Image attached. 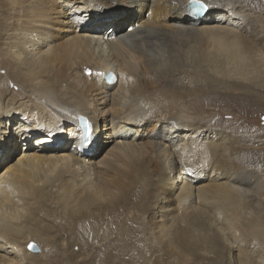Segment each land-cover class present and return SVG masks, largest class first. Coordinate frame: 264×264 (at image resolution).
<instances>
[{
  "label": "bare ground",
  "instance_id": "bare-ground-1",
  "mask_svg": "<svg viewBox=\"0 0 264 264\" xmlns=\"http://www.w3.org/2000/svg\"><path fill=\"white\" fill-rule=\"evenodd\" d=\"M16 2L28 4L23 13L18 12L22 17L10 23V32L2 39L4 54L13 62L5 72V85L4 75H0V264L28 263L33 256L29 244L47 246L51 237L50 226L44 222L48 209L74 208L80 195L90 199L105 195L112 200L110 196H122L129 190L124 197H133L146 179L145 175L132 176L130 165L141 163L147 168L155 164L158 171L150 180L161 183L172 194L169 202H174L181 216L198 209L202 210V218L205 212L211 214L209 201L202 202L197 196L204 189L192 183L209 177L216 178V182L227 176V181L214 184L212 180L209 186L222 189L223 195L218 194L226 205L224 209L231 211V222L224 217L225 228H220L226 235L224 239L237 256L245 253L243 238L251 234V229H264L262 212L253 207L255 199L248 189L254 182L240 172L222 171L228 167L226 161L233 163L222 155L228 149L226 144L222 146L226 150L218 153V142L202 143L205 129L188 115L180 114L178 107L182 102L187 108L185 102L193 104L195 100L197 107L207 97L203 92L194 99L193 93L198 92L182 87L196 77L189 74L194 65L197 72L214 70L219 65L229 67L234 64L229 63L234 51L243 55L245 63L256 59L254 52L247 49L243 53L241 47L247 40L258 45L257 39L264 35V17L258 15L257 0H201L207 10L198 18L190 15L189 0ZM200 40L203 46L198 47ZM201 52L208 61L188 62ZM257 65L264 66L263 56ZM86 70L92 75L86 76ZM108 73L115 75L114 84H107L103 78ZM172 81L178 85L170 84ZM81 116L88 119L93 135L82 149L77 121ZM102 123L103 128L94 135ZM98 135L103 140L100 144L112 146L107 152L112 159L103 158L97 164L103 165L105 172L115 165L120 171L115 177L102 176L94 183L91 172L96 164L88 158L92 143L98 145ZM142 138L148 141L139 142ZM204 170L211 171L206 174ZM99 184L103 185V194L95 188ZM157 196L145 205L142 224L158 239L161 230H150L148 215L154 206L156 217L164 221L169 210L165 209L168 205L164 198ZM237 216L249 224L244 225L247 234L242 233L243 237ZM253 219L254 225L250 224ZM204 226L190 224L198 232L204 231ZM189 236H185L186 243H192ZM258 253L252 254L256 257ZM246 263L242 260L238 264Z\"/></svg>",
  "mask_w": 264,
  "mask_h": 264
},
{
  "label": "rangeland",
  "instance_id": "rangeland-1",
  "mask_svg": "<svg viewBox=\"0 0 264 264\" xmlns=\"http://www.w3.org/2000/svg\"><path fill=\"white\" fill-rule=\"evenodd\" d=\"M259 2H262L263 6ZM27 4V2L18 4L16 0H0V75H4V85V79L8 76L5 72L13 61H11V57H8L9 55L4 54L6 45L3 44L2 39L5 34L10 32V23L15 18L22 17L18 15V12L23 13ZM251 4H256V1H252ZM257 4L259 5L257 8L258 15L264 17V0H257ZM57 6H59L58 3ZM251 7L255 9L253 6ZM208 13L209 11L206 12V15ZM132 14H135V12H132ZM125 25L127 26L126 23ZM257 40L258 45L249 43L248 40L242 42L244 45L241 47L243 48L241 52L244 53V51L249 49L256 55V59L249 63H245L242 60V54L234 51L235 56L229 62L234 61V64L229 67L219 65L214 70L204 69L197 72L195 70L198 67L194 65L189 74H195L196 77H191L190 83L187 81V84H184L185 86L183 84L181 86L192 92H198L197 94L193 93L195 95L194 99L203 94V92L207 97L200 100L197 107L196 104L198 102L195 100L196 103L193 102V104L190 101H186L187 108H184L181 102L178 109L180 114L188 115L192 121L195 120L197 122V126L205 129V134L201 139L202 143L204 141L218 142L219 145L221 144V148H218V153H220L221 149L222 151L226 150L225 147L224 149L222 147L226 144L225 146L228 149L222 155L230 157L233 163L226 161L228 167L227 169H222V171L240 172L242 176L246 175L254 182L253 187L248 188L250 189L248 191L255 199L253 207L259 208L260 210L258 211L262 212V217L264 218V119H262L264 118V66L257 65L260 63L261 57H264V54L257 52H264V35H261ZM201 45L203 46L202 40L198 41L196 46L201 47ZM198 55H201V57H198ZM205 57L201 52L194 58L190 57L188 62H195L197 59V63L208 61L205 60ZM197 81L201 83L199 84ZM172 83L174 84L175 82H170V84ZM175 84L178 85L177 83ZM12 85L11 83L10 87H13ZM197 117L199 118L197 119ZM153 127V125L150 126V129L152 130ZM102 128L103 123L93 132L95 133L94 135H97L99 129ZM92 131H94L93 128ZM89 132L91 139L93 135L90 129ZM92 139H95V136ZM97 139L99 140V149L98 145L96 146L95 142H93L91 155L89 154L90 157L88 158L91 163L96 164L91 172L93 174L92 177L95 178L94 183H97L96 181L102 176L115 177V172L118 173L120 171L115 165L112 171L105 172V167L97 164L103 158L112 159L107 153L111 151L112 146H109L108 143L100 144L103 140L99 139V135ZM146 141H148V138H142L139 142L143 143ZM95 155H98L97 158H95ZM198 161H202V159ZM145 165L143 163L130 165L134 171L132 176L142 177L145 175L146 179V181L143 180L142 185L144 186L141 185L142 187L134 193L133 197L131 195L124 197L125 193L130 194L129 190L125 191L122 196L120 194L110 196L112 200L105 195H100L96 199L87 198V195H80L76 199L77 202L74 208L58 209L56 211L51 208L48 209L49 215L44 222L50 226L48 230L51 237L48 239L46 247L43 244L34 243L37 251H33L28 247L29 252L33 256L25 264H211L214 262L216 264H238L242 260L244 263L247 261L246 264H264L263 227H261L260 231L251 229L252 235L249 234L247 238L246 236L243 238L244 240L246 239L247 248L244 247V250L247 251V255L246 251L243 253L246 256L241 253V255L239 254L240 256H237L232 245L224 239L226 235H223L224 233L221 229L225 228V226H222L225 221L224 217L231 222L228 218L231 211L224 209L226 205L223 206V199L220 196L223 195L222 189L219 190V188L209 185L212 180L214 184L225 182L227 181L225 179L227 176L216 182V178L211 179L212 177H209V179L202 180L199 183H192L193 186L204 189L197 196L202 202L209 201L207 205L211 214L205 212L207 215L202 218V210L198 209L188 214L189 216H181V213L178 214L175 209L174 202H169L172 194L167 192L166 188L161 186V183L153 179H151L153 181L150 180V176L157 173L158 168L154 166L155 164L149 168ZM204 171L208 174L211 170ZM189 179L191 180L192 177ZM206 184L208 185L205 186ZM244 184L246 183L244 182ZM101 186L103 185L99 184V187L95 186V188L101 190ZM209 187L211 188L209 189ZM205 188H207V191ZM110 189L116 190L114 187H110ZM101 194H103L102 190ZM156 195L159 196H157V199L164 198L163 200L168 205V208L165 209L169 210L168 219L164 221H160L156 217L157 210L154 206L148 215V220L151 221V225L149 224L150 230L153 227H157L158 231L161 230L162 237H158V239L155 238L151 231L147 232L142 224L145 205L149 201L156 200ZM212 201L214 204H212ZM196 202L193 204L194 207ZM140 204L143 206L141 207ZM236 218L239 227L241 226L240 233L246 235L247 233L243 230L245 228L244 225H249L248 221H245L242 216H237ZM191 223H196L197 225L205 224V230L202 232L194 231L190 227ZM250 224L254 225V219ZM182 232L184 236H182ZM189 234L192 243L185 242V236ZM243 234L241 237L244 236ZM161 240L163 241L160 242ZM193 243L197 244V246L190 247V244L192 245ZM185 247L190 248L187 250ZM192 251H196V254H190ZM250 251L259 253L254 257L256 254H252ZM241 256H243V259ZM260 257L263 258L261 259Z\"/></svg>",
  "mask_w": 264,
  "mask_h": 264
},
{
  "label": "snow or ice",
  "instance_id": "snow-or-ice-1",
  "mask_svg": "<svg viewBox=\"0 0 264 264\" xmlns=\"http://www.w3.org/2000/svg\"><path fill=\"white\" fill-rule=\"evenodd\" d=\"M189 4L191 5V12L192 14H201L207 10V5L203 4L201 0H189ZM87 75H92L90 71H86ZM264 119V118H262ZM85 127L87 128V122H84ZM87 135V133H86ZM29 249H33L34 245L29 244Z\"/></svg>",
  "mask_w": 264,
  "mask_h": 264
},
{
  "label": "water",
  "instance_id": "water-1",
  "mask_svg": "<svg viewBox=\"0 0 264 264\" xmlns=\"http://www.w3.org/2000/svg\"><path fill=\"white\" fill-rule=\"evenodd\" d=\"M195 15H196V17H200L202 15V13L201 14H195ZM82 129H84V127ZM32 245H34V244L32 243ZM32 250L37 251V247L34 245Z\"/></svg>",
  "mask_w": 264,
  "mask_h": 264
}]
</instances>
